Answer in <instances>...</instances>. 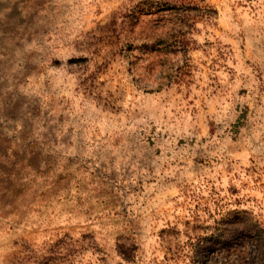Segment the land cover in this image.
Instances as JSON below:
<instances>
[{"label": "rangeland", "instance_id": "obj_1", "mask_svg": "<svg viewBox=\"0 0 264 264\" xmlns=\"http://www.w3.org/2000/svg\"><path fill=\"white\" fill-rule=\"evenodd\" d=\"M0 264H264V0H0Z\"/></svg>", "mask_w": 264, "mask_h": 264}, {"label": "trees", "instance_id": "obj_2", "mask_svg": "<svg viewBox=\"0 0 264 264\" xmlns=\"http://www.w3.org/2000/svg\"><path fill=\"white\" fill-rule=\"evenodd\" d=\"M162 8H164V7H162ZM162 8H160V9H162Z\"/></svg>", "mask_w": 264, "mask_h": 264}]
</instances>
